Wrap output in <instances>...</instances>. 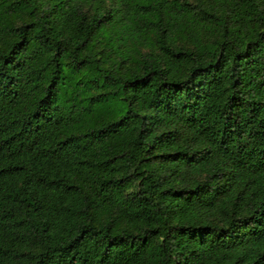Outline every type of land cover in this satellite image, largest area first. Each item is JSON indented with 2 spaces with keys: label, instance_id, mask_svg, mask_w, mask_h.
<instances>
[{
  "label": "trees",
  "instance_id": "1",
  "mask_svg": "<svg viewBox=\"0 0 264 264\" xmlns=\"http://www.w3.org/2000/svg\"><path fill=\"white\" fill-rule=\"evenodd\" d=\"M0 264H264V0H0Z\"/></svg>",
  "mask_w": 264,
  "mask_h": 264
}]
</instances>
